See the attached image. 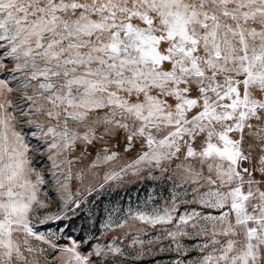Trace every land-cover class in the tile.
<instances>
[{"label":"snow or ice","instance_id":"snow-or-ice-1","mask_svg":"<svg viewBox=\"0 0 264 264\" xmlns=\"http://www.w3.org/2000/svg\"><path fill=\"white\" fill-rule=\"evenodd\" d=\"M164 252L264 264V0H0V264Z\"/></svg>","mask_w":264,"mask_h":264},{"label":"rangeland","instance_id":"rangeland-1","mask_svg":"<svg viewBox=\"0 0 264 264\" xmlns=\"http://www.w3.org/2000/svg\"><path fill=\"white\" fill-rule=\"evenodd\" d=\"M102 177L103 173L100 174L99 179L102 180ZM76 183L78 184V182ZM106 189V191H101V194L96 197L94 204L90 206L93 208L94 212L92 222H89L87 219L76 220L75 224L73 225L74 234H81V227L85 229L84 234H87V230L89 229L94 231L98 230L103 221L107 219V211H111L112 209H120V211L123 212L127 210L129 206L136 208L137 205H143L149 194H154L157 197L168 195L163 185L158 187L152 182H137L136 180L126 181L123 184L112 182L106 185ZM149 231L153 232L151 229ZM117 234H119V230H117ZM142 238L147 239L151 238V236ZM129 242L130 237L129 239L124 240L125 244ZM164 243L167 244V241H164ZM172 255L173 254L167 252L159 253L156 256V259L160 261V264H168V261Z\"/></svg>","mask_w":264,"mask_h":264}]
</instances>
